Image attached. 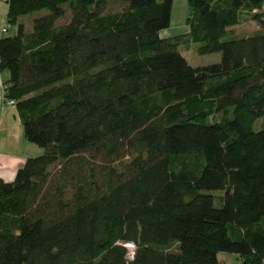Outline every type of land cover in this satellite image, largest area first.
Listing matches in <instances>:
<instances>
[{
  "label": "trees",
  "instance_id": "trees-1",
  "mask_svg": "<svg viewBox=\"0 0 264 264\" xmlns=\"http://www.w3.org/2000/svg\"><path fill=\"white\" fill-rule=\"evenodd\" d=\"M7 1L5 99L44 153L0 178V264H264V0H188L168 38L174 0Z\"/></svg>",
  "mask_w": 264,
  "mask_h": 264
},
{
  "label": "rangeland",
  "instance_id": "rangeland-1",
  "mask_svg": "<svg viewBox=\"0 0 264 264\" xmlns=\"http://www.w3.org/2000/svg\"><path fill=\"white\" fill-rule=\"evenodd\" d=\"M121 8V4L117 2H110L107 4V11H116ZM188 0H174L173 2V10H172V19L171 24L168 28L160 31L161 38L174 37L176 35L185 34L189 31V27L187 25V16H188ZM46 12H35L31 15L24 16L20 20L25 22L28 31H32L33 29V20L34 18L44 15ZM70 19V13L65 17L61 18L56 22V25L60 26L65 24ZM260 29V25L255 21H243L239 25L230 28L231 34L236 36H248L253 34L255 31ZM17 32L15 27L9 28V35H15ZM198 44L193 43L188 47L181 46L180 50L184 57L188 60L190 65L197 67L208 65L212 63H217L221 59V53H208V54H199ZM264 122V117L258 119L254 125L255 130H260L261 125ZM29 148L26 150V153L30 157H35L42 155L44 153V149L34 143L28 144ZM85 158L88 159L86 156ZM130 157L126 156L121 161L107 162L106 160L100 158L94 162V167L97 171V177L102 178L111 168H119V170H124L126 165L130 162ZM61 170V166L54 165L51 167L52 172L58 173ZM67 196H70V187L67 189ZM217 195H222V192H217ZM220 262H225L226 264H242L238 255L228 252H221L219 254Z\"/></svg>",
  "mask_w": 264,
  "mask_h": 264
},
{
  "label": "crops",
  "instance_id": "crops-1",
  "mask_svg": "<svg viewBox=\"0 0 264 264\" xmlns=\"http://www.w3.org/2000/svg\"><path fill=\"white\" fill-rule=\"evenodd\" d=\"M7 13L8 1L0 0V38L2 29L7 24ZM3 76L0 71V178L10 182L15 179L17 170L30 156L26 153L29 142L24 138L17 108L5 99Z\"/></svg>",
  "mask_w": 264,
  "mask_h": 264
},
{
  "label": "built area",
  "instance_id": "built-area-1",
  "mask_svg": "<svg viewBox=\"0 0 264 264\" xmlns=\"http://www.w3.org/2000/svg\"><path fill=\"white\" fill-rule=\"evenodd\" d=\"M7 24L5 25V27L2 29V35L5 34L7 32ZM6 86L3 85V90H4V96H5V92H6ZM9 104H12L14 105V101L12 100H6ZM122 245L127 248L128 252H127V259L128 260H133L134 258V253H135V250H136V246L134 243L132 242H123Z\"/></svg>",
  "mask_w": 264,
  "mask_h": 264
}]
</instances>
